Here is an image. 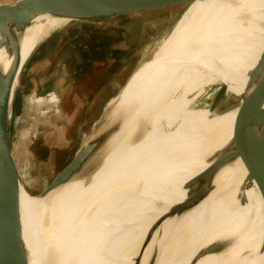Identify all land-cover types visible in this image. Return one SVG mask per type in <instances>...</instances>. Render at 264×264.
Listing matches in <instances>:
<instances>
[{"label": "bare ground", "instance_id": "1", "mask_svg": "<svg viewBox=\"0 0 264 264\" xmlns=\"http://www.w3.org/2000/svg\"><path fill=\"white\" fill-rule=\"evenodd\" d=\"M191 4L122 90L111 117L128 110L129 120L99 168L54 190L39 211L21 200L30 264H134L149 228L186 199L183 186L199 174L208 190L149 235L141 264L154 249L156 264L246 263L264 211L259 181L246 156L216 167L232 149L240 111L211 118L194 101L219 82L243 95L264 55V0ZM67 23L37 18L21 35V61ZM12 62L0 52L6 71ZM259 131L250 150L263 141Z\"/></svg>", "mask_w": 264, "mask_h": 264}, {"label": "rangeland", "instance_id": "2", "mask_svg": "<svg viewBox=\"0 0 264 264\" xmlns=\"http://www.w3.org/2000/svg\"><path fill=\"white\" fill-rule=\"evenodd\" d=\"M191 5L116 19L97 28L70 23L41 43L26 66L37 46L21 61V71L25 68L12 105L11 139L23 185L31 193H40L107 122L128 80L143 62L152 59ZM97 32L110 34L108 38L115 36L113 40L118 48L107 54L110 63L78 70L76 58H87L91 54L94 62L96 53L101 54L105 49L97 41L101 36ZM92 41L94 45L86 55V45ZM49 44L52 45L50 50ZM101 86L104 91L96 92ZM227 89L222 82L205 87L195 99L194 107L213 110ZM106 150L98 154L85 176L99 168L98 163ZM49 194L32 197L21 188V200L26 208L34 211L41 209ZM263 235L264 211L245 264H257L260 255L255 257V253L261 247ZM138 249L134 264L142 262L144 245Z\"/></svg>", "mask_w": 264, "mask_h": 264}, {"label": "water", "instance_id": "3", "mask_svg": "<svg viewBox=\"0 0 264 264\" xmlns=\"http://www.w3.org/2000/svg\"><path fill=\"white\" fill-rule=\"evenodd\" d=\"M195 1L200 0H17L13 3H0V52L4 51L6 55L13 57L12 65L7 71L0 63V264H30L29 249L25 242L21 188L25 189L28 195L41 198L66 185L75 177H84L98 154L109 147L129 120L128 110H121L114 117H111L112 113H110L107 122L84 144L51 182L40 193H31L23 185V177L11 139L12 105L15 90L25 66L40 44L50 35L37 45L22 71L21 35L37 18L41 17L67 20L68 23L61 28L70 23L97 28L116 19L141 16L178 7L186 8L187 5ZM97 33L101 35L97 41L103 44L104 51L101 54L100 52L96 53L98 56L96 55L97 60L94 62L91 60V54L87 58H76L75 65L79 66L78 70H87L89 67H94L95 64L103 65L111 62L107 59V54L113 53L118 48L115 36L112 35L111 38H108L110 34ZM92 45H94L93 41L86 45L88 47L84 52L86 55ZM99 89L100 87L96 89V92ZM236 108L240 111L236 120L239 126L231 140L232 149L225 158L220 159L218 164L216 163V167L224 166L246 156L247 164L254 168V173H250V175L251 177L255 175L254 178L258 179L264 200V161L262 160L264 138L262 143H257L250 150L253 141L260 135L259 129L264 126V55L249 73L243 95L230 93L227 89L223 99L217 103L213 110L208 109V111L213 118ZM183 189L187 192L186 199L171 207L166 215L152 224L146 237L140 243L141 248L144 245L146 250L150 245L149 235L165 220L181 214L185 205L198 195L203 194L206 189L208 190V186L204 183L201 184L199 174L187 182ZM260 253L264 254V235ZM158 258V252L154 249L149 264H156Z\"/></svg>", "mask_w": 264, "mask_h": 264}, {"label": "crops", "instance_id": "4", "mask_svg": "<svg viewBox=\"0 0 264 264\" xmlns=\"http://www.w3.org/2000/svg\"><path fill=\"white\" fill-rule=\"evenodd\" d=\"M17 0H0V3H2V2H5V3H13V2H16ZM103 86V85H102ZM100 87V89H99V93L101 92V91H104L102 88L103 87ZM260 255V256H259ZM259 255H257V256H259L258 258H257V260H256V262H257V264L259 263V264H264V255L262 254L261 255V253L259 252Z\"/></svg>", "mask_w": 264, "mask_h": 264}, {"label": "trees", "instance_id": "5", "mask_svg": "<svg viewBox=\"0 0 264 264\" xmlns=\"http://www.w3.org/2000/svg\"><path fill=\"white\" fill-rule=\"evenodd\" d=\"M47 48H49V50L52 49V45H50V44L47 45ZM44 148H46V147H44ZM46 149H47V148H46Z\"/></svg>", "mask_w": 264, "mask_h": 264}]
</instances>
